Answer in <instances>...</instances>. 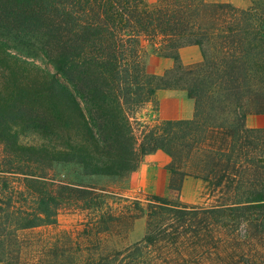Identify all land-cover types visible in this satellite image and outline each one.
Instances as JSON below:
<instances>
[{
	"label": "trees",
	"instance_id": "trees-1",
	"mask_svg": "<svg viewBox=\"0 0 264 264\" xmlns=\"http://www.w3.org/2000/svg\"><path fill=\"white\" fill-rule=\"evenodd\" d=\"M189 46L201 61L185 66ZM150 56L173 66L151 74ZM164 90L184 91L193 117L145 121ZM249 113H264V0H0V263L264 264V129ZM159 151L167 196L90 182L127 181ZM186 177L219 204L183 203ZM63 213L81 225L34 232ZM143 218L140 241L104 246Z\"/></svg>",
	"mask_w": 264,
	"mask_h": 264
},
{
	"label": "rangeland",
	"instance_id": "rangeland-1",
	"mask_svg": "<svg viewBox=\"0 0 264 264\" xmlns=\"http://www.w3.org/2000/svg\"><path fill=\"white\" fill-rule=\"evenodd\" d=\"M145 3L149 6H155L158 0H144ZM208 3H230L234 6L240 7L242 5H250L254 0H205ZM188 57L193 58V53H188ZM158 56L156 57H148L146 59V65H148L149 70H156L159 68V60ZM147 68V71L149 72ZM150 73V72H149ZM145 121H152L155 118V115L152 110V106H148L143 111L142 115ZM70 172V175H74L73 170L70 168H63L58 167L56 169L55 174L58 178L62 179L65 177L64 175L67 172ZM170 173V172H169ZM188 178V177H186ZM185 178V179H186ZM193 178V177H191ZM195 180L199 181L197 185H189L186 186L184 189L181 188L180 199L183 203L200 208H211L219 204L220 198L219 193L214 190V188L207 182L194 178ZM170 180H171V173H170ZM91 183L95 184L98 187L109 188L118 192L120 195L124 197H141L143 198L144 195H151L145 192L140 186L136 183L132 182L130 179L127 181H112L109 179H105L104 177H99L90 180ZM170 183V182H169ZM167 196V195H165ZM81 225L80 219L71 214H60L57 217V226L56 227H46L40 228L35 230L34 232L39 233H47L54 232L55 230H62V229H71L74 227H79ZM145 229V219H139L135 221L133 227L129 233L125 234L123 230L118 228L117 231L113 233L110 231V234L102 233L101 236L104 239V246H108V248H115V247H122L128 244H132L135 242L140 241L143 238ZM1 264V263H0Z\"/></svg>",
	"mask_w": 264,
	"mask_h": 264
},
{
	"label": "crops",
	"instance_id": "crops-1",
	"mask_svg": "<svg viewBox=\"0 0 264 264\" xmlns=\"http://www.w3.org/2000/svg\"><path fill=\"white\" fill-rule=\"evenodd\" d=\"M248 5H242L246 8ZM193 53V58L187 56ZM180 59L183 65L190 66L201 61V55L197 47L189 46L180 49ZM156 57V56H152ZM151 57V58H152ZM159 68L149 70L154 75H162L166 70L173 66V61L166 58L158 57ZM159 110L157 117L160 120H189L194 114V103L189 99L184 91L164 90L158 93ZM245 125L249 129H264V113H249L245 119ZM170 159L163 152H156L146 156L141 162L139 168L130 174L129 179L140 186L145 192L151 195L165 196L168 194L170 173L167 165ZM199 181L188 177L183 181L182 189L189 185H197Z\"/></svg>",
	"mask_w": 264,
	"mask_h": 264
}]
</instances>
